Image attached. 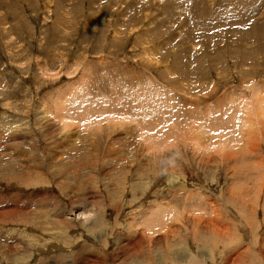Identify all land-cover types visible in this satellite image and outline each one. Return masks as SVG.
<instances>
[{
	"label": "rangeland",
	"instance_id": "obj_1",
	"mask_svg": "<svg viewBox=\"0 0 264 264\" xmlns=\"http://www.w3.org/2000/svg\"><path fill=\"white\" fill-rule=\"evenodd\" d=\"M262 8L0 0V264H264Z\"/></svg>",
	"mask_w": 264,
	"mask_h": 264
},
{
	"label": "bare ground",
	"instance_id": "obj_2",
	"mask_svg": "<svg viewBox=\"0 0 264 264\" xmlns=\"http://www.w3.org/2000/svg\"><path fill=\"white\" fill-rule=\"evenodd\" d=\"M196 1H197V0H196ZM248 1H249V0H248ZM254 1H255V2H259V0H254ZM250 3H251V2H250ZM262 3H263V2H262ZM255 5H257V4H255ZM262 5H263V4H262ZM221 6H222V5H221ZM220 8H221V7H220ZM245 8H246V7H245ZM245 8H244V10H245ZM247 8H248V7H247ZM247 8H246V9H247ZM256 8H257V10H258V6H256ZM256 8H255V9H256ZM203 9H204V8H203ZM167 10H169V8L166 9V13H167ZM190 10H191V9H189V11H190ZM235 10H236V9H235ZM262 10H263V8H262ZM250 11H251V8H250V9H247V11L245 10L244 14L248 15V13H249ZM263 11H264V10H263ZM263 11H262V13H263ZM169 12H170V11H169ZM235 12H236V11H235ZM241 12H242V11H241ZM174 13H175V12H174ZM174 13H173V14H174ZM237 13H238V12H237ZM237 13H234L233 16L231 17V18H232V21H234L235 23H237L236 21H237V19H238V17L236 16ZM239 13H240V12H239ZM193 14H195V13H193ZM252 14H253V13H252ZM250 15H251V14H250ZM238 16H240V15H238ZM251 17H252V16H251ZM210 18H211V17H210ZM220 18H221V17H220ZM211 19H213V18H211ZM256 19H257V18H256ZM222 20H223V19H222ZM243 20H244V19H243ZM215 21L217 22L218 20L215 18ZM219 22H221V21H218V23H216V24H220ZM207 23H208V22H207ZM256 23H257V22H256ZM256 23H254V25H255ZM209 24H210V23H209ZM212 24H213V23H212ZM254 25H253V26H254ZM256 25H259V24H256ZM253 26H252V27H253ZM252 27H251V28H252ZM254 27H256V26H254ZM257 28L259 29V27H257ZM207 29H208V28H207ZM255 31H256V30H255ZM255 31L252 30V33H254ZM180 51H181V50H180ZM146 55H147V54H146ZM151 56H152V55H151ZM177 57H178V56H177ZM145 58H146V57H145ZM154 58H155V55H154L153 57H151V59H145V60L143 59V60L146 61V62H147V60H149V61L151 62ZM150 62H149V63H150ZM144 63H145V62H144ZM179 73H180L181 75H180ZM43 74H45V73H43ZM130 74H131V76H133V77H134V76H137V77H138V73H137L136 71H131ZM177 74H179V76H181V77H185V76L188 75V74L185 75V73H183L182 71H177ZM131 76H130V77H131ZM143 77H144V75H143ZM131 78H132V77H131ZM134 79H136V78H134ZM183 79H185V78H183ZM134 81H135V80H134ZM149 85H150V84H149ZM150 86H152V85H150ZM54 95L56 96V94H54ZM251 95H252V98H251V99H253V101H252L250 98H249V99H250L252 102H254L255 100H257V103H256V101H255L253 104H255L254 106H257V108H258V109H255V112H254V116H253V117H255V119L258 118V119H262V120H263V119H264V116H263L261 110L259 109L260 106L258 105V104L261 103V101L258 100L259 97H258V90H257V87H256V90L253 88V94H251ZM50 96H51V95H50ZM138 96H140V94H138ZM138 96H137V99H138ZM48 97H49V95H48ZM52 97H53V96H52ZM243 97H244V96H243ZM139 98H140V97H139ZM143 98L145 99V95H143ZM229 98H230V99H227V97H226V100H224L222 103L225 104V105H227L229 101L232 103V97L229 96ZM45 99H46V98H45ZM45 99H44V100H45ZM57 99H58V96H56L55 99H54V98H48V99H46L45 102L42 104V105H43V108H44L43 112H44L45 114L47 113L46 116L49 115L50 117H52V115L55 113V116H56L57 119L59 120L60 124L63 123V126L61 127V129L63 128V131H64L65 128H67V129L69 130V128L71 127L70 123L68 122V121H69V120H68L69 118H65V119L62 120V117H63V116L60 114V112H61V113L67 115L68 111H67L66 108H64V107H62L61 105L58 104V102H57L58 100H57ZM146 99H147V98H146ZM243 99L245 100V98H243ZM249 99H248V100H249ZM177 100H178V99H177ZM244 100H243V101H244ZM246 100H247V99H246ZM246 100H245V101H246ZM248 100H247V102H249ZM147 101H148V100H147ZM227 101H228V102H227ZM251 101L248 103L249 105L252 104ZM141 102H142V101H141ZM141 102H140V103H141ZM143 102H144V101H143ZM143 102H142V103H143ZM148 103H149V101H148ZM148 103H147L146 107L148 106ZM262 103H264V100L262 101ZM137 104H138V103H137ZM145 104H146V103H145ZM248 104H247V106L244 108L245 111L243 110L245 113H249V112H250V109H248ZM143 106H144V105H143ZM168 106H169V105H168ZM229 106H230V104H229ZM252 106H253V105H252ZM258 106H259V107H258ZM152 107H153V105H152ZM154 107H155V106H154ZM222 107H223L222 105L219 106V108H222ZM89 108H90V107H89ZM93 108H95V107H93ZM141 108H142V107H141ZM153 109H154V108H153ZM156 109H158V106H157ZM156 109H154V111H155ZM229 109H230V108H229ZM247 109H248V111H247ZM54 110H55V111H54ZM90 110H91V109H90ZM133 110H134V109H133ZM231 110H232V109H231ZM126 111H127V110H126ZM147 111H148V110H147ZM147 111H146V113H147ZM152 111H153V110H152ZM253 111H254V110H253ZM95 112H96V111H95ZM149 112H150V110H149ZM156 112H157V111H156ZM198 112H199V110H198ZM205 112H206V110H205ZM79 113L81 114V111H80ZM82 113H84V110H82ZM90 113H91V112H90ZM143 113H144V111H143ZM146 113H145V114H146ZM158 113H159V112H158ZM160 113H161V112H160ZM207 113H208V112H206L205 114H203L202 112L198 113V114H197V116H198L197 119H199V121H200V120H203V122H205V124H206V123H209L208 125H212V124L215 125V122H214V121H212V124H211V121H209V118H211V117H210L209 113H208V114H207ZM230 113H231V112H230ZM230 113H229V114H230ZM50 114H52V115H50ZM145 114H144L143 116H145ZM149 114L151 115V113H149ZM152 114H153V113H152ZM161 114H163V113H161ZM69 115H70V114H69ZM87 115H88V114H87ZM92 115H93V114H92ZM153 115H154V114H153ZM158 115H159V114H158ZM158 115H157V116H158ZM49 116H48V117H49ZM53 116H54V115H53ZM138 116H140V115H138ZM197 116H196V117H197ZM201 116H202V117H201ZM75 117L79 120L80 115L76 114ZM85 117H86V114H85ZM85 117H84V118H85ZM88 117H89V116H87V118H88ZM177 117H178V116H177ZM52 118H54V117H52ZM52 118H50V119H52ZM155 118H156V117H155ZM158 119H159V118H158ZM187 119H188V118H187ZM141 120H143V119H141ZM144 120H145V119H144ZM161 120H162V119H161ZM216 120H217V119H216ZM249 120H250V119H249ZM56 121H57V120H56ZM130 121L133 122V120H130ZM250 121H251V120H250ZM49 122H50V121H49ZM52 122H53V119H52ZM145 122H146V120H145ZM55 123H57V122H55ZM124 123H125V122H124ZM136 123H137V122H136ZM159 123H160V122H159ZM161 123H162V121H161ZM198 123H199V122H198ZM249 123H250V122H249ZM57 124H58V123H57ZM60 124H59V125H60ZM120 124H122V123H120ZM125 124H126V123H125ZM137 124H138V123H137ZM143 124H145V123L142 122V125H143ZM199 124H200V123H199ZM201 124H203V123H201ZM86 125H87V127H88V130H89V129L91 130V128L94 127V123H93V122H90V123H88V124L86 123ZM86 125H84V127H85ZM133 125L136 126V124H134V122H133V124L130 125V127L133 126ZM145 125H146V127H147L149 124H148V125L145 124ZM153 125H154V124H153ZM189 125H190V124H189ZM208 125H207V127L209 128L208 132H209V131L211 132L212 130H215V131L218 130V129H212V128H210V126H208ZM235 125H236V124H235ZM118 126H125V125L123 124V125H118ZM134 126H133V127H134ZM195 126H196V125H195ZM201 126H202V125H201ZM215 126H217V125H215ZM87 127H85V129H87ZM138 127H140L139 124H138L137 127H135V128H138ZM156 127H157V125H156ZM198 127H199V126H198ZM154 128H155V127H154ZM171 128H173V127H171ZM93 129H94V128H93ZM147 129H148V128H147ZM180 129H181V128H180ZM201 129H204V130H205V127H202ZM198 130L200 131V127H199ZM69 131H70V130H69ZM137 131H138V130H137ZM139 131H141V134H142V130L139 129ZM139 131H138V132H139ZM144 131H145V129H144ZM173 131H174V130H173ZM218 131H220V130H218ZM90 132H91V131H90ZM148 132H149V130H148ZM160 132H162V131H160ZM174 132H175V131H174ZM61 133H62V132H61ZM66 133H67V132H66ZM66 133H65V134H66ZM68 133H70V132H68ZM94 133H95V132H94ZM152 133H153V132H152ZM213 133H214V132H213ZM216 133H217V132H216ZM220 133H221V132H220ZM220 133H219V134H220ZM147 134H151V133H147V132H146L145 135H147ZM162 134H163V133H162ZM222 134H223V136H222ZM222 134L220 135L221 137L224 138V139L222 138V140H226V139L229 138V137H228V134H224V133H222ZM66 135L68 136V134H66ZM145 135H143V136H145ZM173 135H174V134H173ZM203 135H204V132H203ZM203 135H202V136H203ZM67 136H66V137H67ZM143 136H142V137H143ZM212 139H213V138H212ZM217 142H218V145H219V144H221V145H226V146H227V145H228V146H235V145H236L234 140H231V141H230V140H229V141L226 140V141H224V142H222V143H219V141H217ZM216 144H217V143H216ZM216 146H217V145H216ZM236 146H237V145H236ZM167 147H168V146H167ZM157 149H158V148H157ZM42 151H43V150H42ZM1 167H2V166H1ZM57 167H58V166H57ZM38 169H39V168H38ZM45 170H46V169H45ZM2 171H3V170H2ZM10 171H11V170H10ZM48 173H49V172H48ZM51 175H52V174H51ZM188 197H189V196H188ZM187 200H188V199H187ZM189 200H190V199H189ZM191 202H192V201H191ZM167 212H169V211H167ZM164 213H165L164 210H163V212H162V210H160V211H158V213L154 214V216L152 217L151 222H150V227L154 226V224H156V225L159 224V222H160V220L162 219V216L164 215ZM165 215H167V214H165ZM167 216H168V215H167ZM167 216H165V217L167 218ZM219 216H220V215H219ZM163 217H164V216H163ZM164 219H165V218H164ZM173 219H174V218H173ZM166 220H167V219H165L164 221H166ZM219 220H220V219H219ZM209 222H210V221H209ZM213 222H214V221H213ZM176 224H177V223H176ZM223 224H224V223H223ZM223 224H222V225H223ZM211 225H212V224H211ZM157 226H158V225H157ZM157 226H156V227H157ZM217 226H218V225H217ZM217 226H216V227H217ZM209 227H210V226H209ZM213 227H214V225H213ZM243 227H244V226H243ZM243 227H242V228H243ZM249 227H250V226H249ZM251 227H252V226H251ZM183 228H184V227H183ZM192 228H193V227H192ZM242 228L240 227V230H242ZM208 229H209V228H208ZM216 229H217V228H216ZM210 230H211V229H210ZM219 230H220V229H219ZM214 231H216V230H214ZM216 232H217V231H216ZM154 233H155V232H154ZM193 233H194V232H193ZM219 234H220V233H219ZM191 236H192V235H191ZM255 238H256V237H255ZM213 250H214V249H213ZM239 254H242V253H239ZM212 255H214V254H212ZM216 255H217V254H216ZM223 255H224V254H223ZM217 256H218V255H217ZM241 257H242V256H241ZM227 258H228V257H227ZM240 260H241V259H240ZM227 261H228V260H227ZM238 261H239V260H238ZM214 262H215V261H214ZM222 264H223V263H222Z\"/></svg>",
	"mask_w": 264,
	"mask_h": 264
},
{
	"label": "snow or ice",
	"instance_id": "obj_3",
	"mask_svg": "<svg viewBox=\"0 0 264 264\" xmlns=\"http://www.w3.org/2000/svg\"><path fill=\"white\" fill-rule=\"evenodd\" d=\"M216 135H218L219 133H215Z\"/></svg>",
	"mask_w": 264,
	"mask_h": 264
}]
</instances>
